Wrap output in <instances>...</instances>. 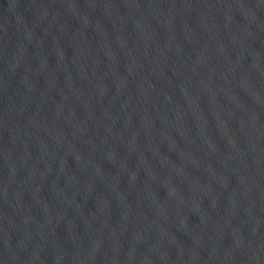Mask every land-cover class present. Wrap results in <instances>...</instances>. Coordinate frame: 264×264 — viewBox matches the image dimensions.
<instances>
[{
  "label": "water",
  "instance_id": "95a60500",
  "mask_svg": "<svg viewBox=\"0 0 264 264\" xmlns=\"http://www.w3.org/2000/svg\"><path fill=\"white\" fill-rule=\"evenodd\" d=\"M0 264H264V0H0Z\"/></svg>",
  "mask_w": 264,
  "mask_h": 264
}]
</instances>
